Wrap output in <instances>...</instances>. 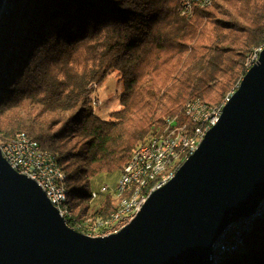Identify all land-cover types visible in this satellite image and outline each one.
<instances>
[{
  "label": "trees",
  "instance_id": "trees-1",
  "mask_svg": "<svg viewBox=\"0 0 264 264\" xmlns=\"http://www.w3.org/2000/svg\"><path fill=\"white\" fill-rule=\"evenodd\" d=\"M183 0H7L0 18V144L25 133L65 175L75 218L107 217L91 205L95 181L118 178L133 152L184 122V106H220L263 43L264 0H212L180 15ZM116 72L120 109L103 121L90 97ZM220 264H264V219L244 249Z\"/></svg>",
  "mask_w": 264,
  "mask_h": 264
},
{
  "label": "water",
  "instance_id": "water-1",
  "mask_svg": "<svg viewBox=\"0 0 264 264\" xmlns=\"http://www.w3.org/2000/svg\"><path fill=\"white\" fill-rule=\"evenodd\" d=\"M263 199L264 49L195 153L115 234L68 228L0 153V264H212L218 237Z\"/></svg>",
  "mask_w": 264,
  "mask_h": 264
},
{
  "label": "bare ground",
  "instance_id": "bare-ground-1",
  "mask_svg": "<svg viewBox=\"0 0 264 264\" xmlns=\"http://www.w3.org/2000/svg\"><path fill=\"white\" fill-rule=\"evenodd\" d=\"M211 2L212 0H183L181 2L180 15L190 18L193 15L194 9L207 8L211 5ZM7 6L6 1L3 12L7 9ZM263 49L264 38L263 43L253 49L245 58V72L257 63V56L260 55ZM233 92L225 98L223 104L220 106L207 105L198 99L187 102L183 109L186 119L184 122H180L176 118H166L163 130L143 145H140L127 160L114 189L110 190L108 186L104 185L101 187L106 188L100 191L94 199L91 196V201H93L111 191L115 207L105 218L98 216L95 218H82V216L80 219L75 218V213L68 200L67 189L64 185L65 175L57 164L54 155L41 149L39 144L30 139L25 133H17L10 142L0 144V152H7V147L10 146H32L34 144L36 156L46 157L47 159H44V166L51 167V176L54 180V208L63 219L65 225L91 238L103 237L115 232L117 226L128 223L129 219L133 220L149 195L173 179L184 161L198 149L205 135L210 130V125L213 127L218 123L219 118L217 116L222 114V109ZM145 147H147L145 155H139L141 149ZM2 157L12 168L10 157ZM140 166H143V168L139 176H137ZM263 219L264 199L262 200L260 209L256 210L252 218H250L249 225L244 227L238 247L220 250L217 256L212 259V264H220L229 256L243 250L246 234L251 230L256 221ZM236 223H246V219H240Z\"/></svg>",
  "mask_w": 264,
  "mask_h": 264
},
{
  "label": "built area",
  "instance_id": "built-area-1",
  "mask_svg": "<svg viewBox=\"0 0 264 264\" xmlns=\"http://www.w3.org/2000/svg\"><path fill=\"white\" fill-rule=\"evenodd\" d=\"M259 55L257 56V59ZM100 102L93 96L90 97V106L95 112L96 108H98ZM221 115H218L217 118H220ZM212 125H210V129ZM148 146V145H147ZM141 149L139 155H145V150ZM2 156H9L12 161V169L18 172L20 175H24L27 178L33 180L45 193L47 199L50 201L51 205L54 207L53 203V187L54 180L51 176V167L44 166V159L46 157H38L36 156V152L34 150V144L32 146H10L7 147V152H0ZM159 158V157H158ZM143 166L138 168V175L141 173ZM106 187H100L97 192L92 193L93 199L97 196L100 191H103ZM262 205V201L260 202L258 208L259 210ZM254 215V214H253ZM252 215V216H253ZM246 218V223H233L224 232L218 237L217 241L213 244V255L212 259H214L220 250H228L230 248L238 247L239 242L241 241L242 233L244 227L249 225L250 218ZM132 220L129 219V222L126 224H122L121 226H117L115 232L107 234L103 237L115 234L121 230L123 226H127Z\"/></svg>",
  "mask_w": 264,
  "mask_h": 264
},
{
  "label": "rangeland",
  "instance_id": "rangeland-1",
  "mask_svg": "<svg viewBox=\"0 0 264 264\" xmlns=\"http://www.w3.org/2000/svg\"><path fill=\"white\" fill-rule=\"evenodd\" d=\"M122 92L123 88L119 74L116 72H111L103 81V83L95 88L93 93V96L100 102L99 107L94 112L95 116L103 121L110 120L111 115L120 109V97ZM118 178H107L106 176L97 178L95 181L94 192H97L99 188L104 185L108 186L110 190H113L116 186ZM106 195H109L112 202H114L111 191ZM103 196L105 195L93 200L91 205H97ZM89 213L91 214L92 211L88 210L87 213H83L82 218L89 217Z\"/></svg>",
  "mask_w": 264,
  "mask_h": 264
}]
</instances>
